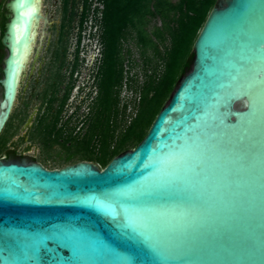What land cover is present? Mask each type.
Returning <instances> with one entry per match:
<instances>
[{"label": "water", "instance_id": "1", "mask_svg": "<svg viewBox=\"0 0 264 264\" xmlns=\"http://www.w3.org/2000/svg\"><path fill=\"white\" fill-rule=\"evenodd\" d=\"M41 7L5 2L0 134ZM192 51L103 168L0 161V264H264V0H216Z\"/></svg>", "mask_w": 264, "mask_h": 264}, {"label": "trees", "instance_id": "2", "mask_svg": "<svg viewBox=\"0 0 264 264\" xmlns=\"http://www.w3.org/2000/svg\"><path fill=\"white\" fill-rule=\"evenodd\" d=\"M215 3L216 0H62L60 30L52 50L50 79L44 89L48 109L54 101L59 106L55 115L48 110L41 120L45 127L41 140L46 144L60 143L64 155L62 161L53 162L49 168L82 159L103 168L113 156L133 148L189 68L192 44ZM89 18L100 45L93 69L96 94L89 102L81 128L75 130L76 124L71 125L67 119L54 136L60 112L75 84L80 31ZM74 21L79 36L68 60ZM133 46L141 63V80L131 72L139 63L133 56ZM123 85L139 92V97L133 99L135 112L129 120L127 104H121ZM63 135L64 139L59 140Z\"/></svg>", "mask_w": 264, "mask_h": 264}, {"label": "rangeland", "instance_id": "3", "mask_svg": "<svg viewBox=\"0 0 264 264\" xmlns=\"http://www.w3.org/2000/svg\"><path fill=\"white\" fill-rule=\"evenodd\" d=\"M42 13L46 16V21L40 19V26L38 28V34L36 42L30 55L27 66L24 69L20 84L18 86V93L16 96L15 104L12 110L11 116L13 121L18 120L20 116H25L23 120L30 113H34L37 106H42L43 98L42 88L48 81L47 78L50 74V68L53 64L52 50L56 44V38L60 30V22L62 16V0H42ZM160 23L158 19L154 20ZM84 28L80 31V40L78 42V59L79 69L74 72L75 84L71 89L70 95L67 100L66 112L64 116L67 117L69 111L73 108L80 96L83 95L86 100L78 110V121L75 123V130L81 128L82 118L89 109V102L96 94V87L93 78L94 60L99 56V42L95 35L96 27L93 26L90 18L84 23ZM77 22H73V27L69 37V54L68 60L72 58V51L77 46L78 37ZM133 56L137 58L138 65L131 69V72H136L138 79L143 78L140 66V59L138 57V51L136 47H132ZM87 97H86V96ZM121 104L126 105V119L129 120L135 112V106L133 105V99L139 97L138 91H132L123 85L121 93ZM42 103V104H41ZM69 122L70 116L67 117ZM19 122V121H18ZM73 123V120H72ZM18 129V136L20 137L25 133L23 122H20ZM27 145L28 148H27ZM18 152L28 155L29 159H35L43 162L47 167L52 166L53 162L62 161L61 157L64 155L63 148L57 142L44 143L39 137H32L23 140L18 147ZM94 162V161H93ZM72 163V162H69ZM99 167L100 164L95 162Z\"/></svg>", "mask_w": 264, "mask_h": 264}, {"label": "flooded vegetation", "instance_id": "4", "mask_svg": "<svg viewBox=\"0 0 264 264\" xmlns=\"http://www.w3.org/2000/svg\"><path fill=\"white\" fill-rule=\"evenodd\" d=\"M7 0H0V78H2L3 76V71H2V66H3V56H4V47L1 44V37H2V33L4 30V24L7 21V18L4 16L6 9H5V2ZM96 59V58H95ZM95 62V60H94ZM94 65V64H93ZM51 71V70H50ZM50 75V74H49ZM50 77L48 76L47 80H49ZM47 83H45L44 87L42 88V95L41 97L43 98V105L42 106H37L36 108H34L35 112L34 113H30L25 120L22 121V119L25 118V116H20L18 117L16 121H13V117L11 116L12 114V110L15 104V100H14V104L12 107V110L10 112V115L7 119V121L5 122L3 129H2V133L0 134V161L3 159H28V160H35V159H29L28 155H25L21 152H18V147L20 146L21 142H23V140L25 139H30L34 136L39 137L41 139V137H43V132L42 129H44V122L41 120H44V115L48 114V110L51 111L53 113V115H55L58 112V101H54L53 103V107L51 109L49 108V101L46 99L48 97H45V92L44 89L46 87ZM62 87L64 86V84L61 85ZM18 93V90H17ZM16 93V96H17ZM3 96V87L2 84L0 83V100ZM48 96V95H47ZM86 96V95H85ZM88 96V95H87ZM86 96V97H87ZM86 100V98L81 95L80 99L77 100V102L75 103V105L73 106V108L69 111L67 117L70 116L71 118V125H74L77 121H78V110L81 106H83L82 104L84 103V101ZM42 104V103H41ZM66 105L67 102L64 104L63 109L61 110L60 114H61V118L59 120V122L56 125V128L54 131V136L57 134V130L62 127L65 126V122L67 120V117L64 116V113L66 112ZM73 120V123H72ZM19 121V122H18ZM23 122V126H24V132L23 135H21L20 137L18 136V129H19V123ZM76 128V126H75ZM59 140H63L64 139V135L63 136H59L58 137ZM60 144V143H58ZM61 145V144H60ZM29 145H27L28 148ZM38 161V160H36ZM41 162V161H39ZM44 166H46L43 162H41ZM47 167V166H46ZM49 168V167H48Z\"/></svg>", "mask_w": 264, "mask_h": 264}, {"label": "bare ground", "instance_id": "5", "mask_svg": "<svg viewBox=\"0 0 264 264\" xmlns=\"http://www.w3.org/2000/svg\"><path fill=\"white\" fill-rule=\"evenodd\" d=\"M41 1H42V0H41ZM40 21H41V20H39V22H38V26H37V28H36V30H37V34H38V28H39V26H40ZM37 34H36V36H34V41L31 43L30 52L27 53L26 56H24V62H25L24 69H25L26 66H27V62L29 61L30 55H31V53H32V49H33V47H34V45H35Z\"/></svg>", "mask_w": 264, "mask_h": 264}]
</instances>
